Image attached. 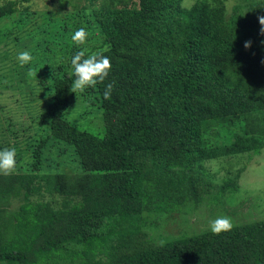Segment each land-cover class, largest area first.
Here are the masks:
<instances>
[{"label":"trees","instance_id":"obj_1","mask_svg":"<svg viewBox=\"0 0 264 264\" xmlns=\"http://www.w3.org/2000/svg\"><path fill=\"white\" fill-rule=\"evenodd\" d=\"M86 1L93 6L89 16L77 11L86 29L93 20L101 42L85 58L102 53L112 66L102 84L72 92L70 59L85 49L70 40L58 71L48 72L50 85L39 81L49 96L30 117L39 127L27 141V162L0 175V263L264 264V219L219 235L205 231L134 247L144 212L163 201L199 198L195 175L203 162L257 154L264 144V35L257 19L264 0H235L229 18L227 0L215 6L198 0L190 8L180 6L183 0L121 7ZM16 10V0H4L0 18ZM75 95L93 97L107 122L102 133L66 117ZM242 118L249 133L207 143L209 128ZM52 139L74 148L80 173L44 170L42 152ZM235 187L226 178L218 193Z\"/></svg>","mask_w":264,"mask_h":264},{"label":"rangeland","instance_id":"obj_2","mask_svg":"<svg viewBox=\"0 0 264 264\" xmlns=\"http://www.w3.org/2000/svg\"><path fill=\"white\" fill-rule=\"evenodd\" d=\"M16 1L17 12L0 18V150L15 149L14 173L24 168L29 154L27 141L39 127L33 121L35 117L32 121L30 117L44 108L49 96V89L41 87L39 81L46 79L47 85H50L48 72L58 71L63 53L69 50L71 35L83 27V16L77 10L82 8L89 16L93 9L86 0ZM131 1L96 0L95 4L121 7L129 5ZM197 1L183 0L180 6L190 8L189 5L193 6ZM206 1L213 6L218 4L217 0ZM3 3L4 0H0V5ZM234 4L235 0L225 2L226 18L231 16ZM86 30L88 37L83 48L90 50L99 46L101 33L93 20ZM22 51H28L33 58L23 67L17 60ZM30 69L37 76H29ZM66 117L73 125L95 134L102 133L107 125L93 97L89 99L75 95ZM246 133H249V128L242 118L239 122L225 121L212 126L205 138L209 145H220L232 142L236 134ZM42 155L45 171L66 174L81 172L75 150L67 144L52 139ZM195 176L198 199L189 196L182 203L163 201L157 203L156 209L143 213L141 235L134 246L136 249L209 231V221L218 216L230 217L233 225L264 219V144L257 154L250 151L207 160L201 164ZM226 178H233L236 187L219 194V187ZM43 196L49 199L46 194ZM56 200L60 202L59 198ZM18 202H13L7 212L17 207Z\"/></svg>","mask_w":264,"mask_h":264},{"label":"clouds","instance_id":"obj_3","mask_svg":"<svg viewBox=\"0 0 264 264\" xmlns=\"http://www.w3.org/2000/svg\"><path fill=\"white\" fill-rule=\"evenodd\" d=\"M257 19L260 25L259 34L264 35V15L258 16ZM87 37L88 32L86 28L80 27L71 35V41L77 46L84 45ZM243 46L245 49L249 48L251 41H245ZM85 52L86 50L77 51L70 59L71 75L75 77L72 83V92L74 93H83L88 87H95L97 84H102L112 66L110 59L102 53H93L85 58ZM32 59L28 51H22L17 56L21 67L29 64ZM28 75L35 77L37 73L30 69ZM112 88L113 85L111 83L105 87V91L103 92L104 99H110ZM15 157L16 151L14 148L0 150V175L9 176L16 171ZM233 226L230 217L218 216L209 221L208 230L214 235H219L222 232L230 231Z\"/></svg>","mask_w":264,"mask_h":264}]
</instances>
